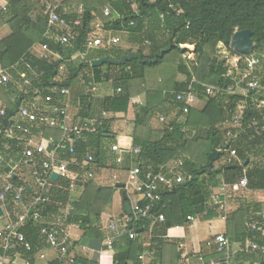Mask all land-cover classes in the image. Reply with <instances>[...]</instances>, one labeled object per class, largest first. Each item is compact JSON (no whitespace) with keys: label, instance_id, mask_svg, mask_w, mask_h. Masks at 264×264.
I'll return each mask as SVG.
<instances>
[{"label":"trees","instance_id":"trees-1","mask_svg":"<svg viewBox=\"0 0 264 264\" xmlns=\"http://www.w3.org/2000/svg\"><path fill=\"white\" fill-rule=\"evenodd\" d=\"M7 2L6 10L0 7V30L8 25L11 32L0 40V67L10 74L11 81L0 86V102L7 107L8 113L16 109L18 102L34 98L38 90L46 94L54 88H72L81 79V75L87 83L94 81L99 85L104 81L110 82L114 89L112 95L101 100L92 97L89 90L86 94L78 95L76 99L81 101L79 115L82 118H94L101 112L111 117L126 114L132 98L145 93L147 104L138 108L133 134V147L139 148L141 152L131 158L128 156L129 165L123 169H129L133 162L144 172L153 170L169 179L183 177V183L161 191L162 201L157 203L154 211L155 216L164 215L167 229L184 228L188 225L190 216L198 218L201 223L219 218L218 209L210 204L213 191L221 186L219 177L224 183L234 185L243 177V170L247 169L248 191H264L263 96L260 90L249 91L245 96L226 93L227 88L234 85V80L240 79L245 70L243 60L238 61V58L244 56L231 46L237 31L251 30L253 33L254 50L251 55L258 58L262 65V69L259 66L254 74L256 80L264 86V0H78L80 5L77 7L84 5L82 15L75 9L65 15L60 11L69 22L81 20L79 27H71V34L76 39L69 45H62L57 41L59 36L67 32L58 26L49 29L45 10L38 8L35 0ZM100 3L103 9H98ZM67 4L72 5L69 2ZM108 7L112 11L111 16L105 15L104 11ZM134 9L138 10V14L134 13ZM97 18L106 31L126 34L129 41L138 47L136 52L144 54L147 60H154L156 54L166 49L170 51L151 65L134 60L124 66H92L94 60L111 57L110 53L116 48L100 56L92 53L85 62L79 59L73 61L72 58L77 54L87 51L89 40L94 38V23ZM132 21L136 23L135 26L130 25ZM147 41L150 42V55H145L144 51V43ZM38 43L47 45L59 59L51 58L46 61L30 55L31 49ZM131 52L134 50L113 58L120 60ZM173 54L178 57L172 59L170 70L158 72L165 65L167 57ZM24 60L31 63L35 73L40 76L32 86L22 88L24 80L21 74L26 72L32 75L22 66ZM148 69L159 73L154 76L155 81L147 77ZM179 75L187 79L185 86L178 82ZM246 84L247 82L244 87ZM191 86L201 93V100H207V103L203 110L192 108L183 124L179 120L183 111H178L180 106L174 103L172 92L185 91ZM207 86L222 91L207 98L204 96ZM119 89L121 92H118ZM173 111L178 112L175 120L163 129L152 128L155 117H169ZM240 112H243L242 128L233 130L235 137L230 139L227 137L226 121L232 120ZM112 121L113 118L103 119L102 127L87 136V142H80L73 156L66 155V158L77 161V166H71L70 169L79 170L88 156L93 158L94 163L89 169L95 173L121 167L115 161L116 155L109 151L113 145L121 146L111 130ZM185 127L197 130L193 138L185 135ZM106 129L109 130L108 133ZM44 131L46 137L60 139L62 135V129L44 128ZM3 143H10L14 147L13 151L5 150ZM16 146L15 140H0V154L7 159L0 166L1 173L10 171L8 161L11 157L19 161ZM214 150L221 153L218 161L222 158L228 160L235 152L232 164L216 167L214 163L213 169L209 171L210 155ZM172 163L179 165L171 170ZM95 180L96 178L90 180L85 187H78L72 193L62 188L68 185L69 179L60 178L55 181L62 189H55L52 202L43 208L42 218L28 222L22 229L32 249L25 252L20 246L17 251L25 253V259L30 264H37L38 255L50 247L48 240L41 235V229L45 227L53 228L57 237H61L64 228L76 226L83 232V237L77 244L98 252L105 250L103 243L106 237L101 227V217L106 212H112L114 196L119 189L114 185L100 186ZM123 192L126 194L125 189ZM125 202H130L127 194ZM144 205L145 202L140 203L141 207ZM69 206L72 210L66 214ZM262 212L264 202L242 204L236 212L223 220L226 223L225 236L232 243H240L243 248L248 240L261 243V234L253 231L250 226L260 221L257 214ZM123 216L130 219L127 232L115 241L113 252L105 251L104 254L110 256L112 264H143L141 255L147 250L155 251L156 256H153L150 264H159L162 253L160 245H164V242L154 239L145 248L141 239L129 238L131 231H136L138 237L148 232L152 220L135 222L133 216H129L125 210ZM1 254L3 253L0 252ZM241 256L251 264L264 261L261 253L242 252ZM211 259L224 262V255L215 252L205 257L206 262ZM48 264L100 263L77 255L71 261L56 258Z\"/></svg>","mask_w":264,"mask_h":264},{"label":"built area","instance_id":"built-area-1","mask_svg":"<svg viewBox=\"0 0 264 264\" xmlns=\"http://www.w3.org/2000/svg\"><path fill=\"white\" fill-rule=\"evenodd\" d=\"M77 10L79 15L83 14V6L76 8H70L62 4L47 3L45 5V15L48 17L49 29L53 27L63 28L67 34L59 36L57 41L62 45L71 44L76 38L74 34H71V27H79L81 20L78 19L75 22H69L63 15L69 14L71 10ZM6 10V8H4ZM105 15L111 16L112 11L108 7L105 9ZM134 13L138 14V10L134 9ZM131 26H135L136 23L132 21ZM120 38H115L109 42V44L120 43ZM104 45L102 38H91L87 44V51L85 53L77 54L72 60H81L85 62L88 57V51L97 49ZM45 54H41L40 58L43 60H50L51 58L59 59L57 54L50 51L47 45H43ZM245 64V70L242 73L240 79H235L234 85L227 88V94L245 93L247 95L249 91L260 90L264 99V86L256 80L255 72L261 62L258 58L250 55L244 56V58H238V61H242ZM22 66L32 73H22L21 77L24 83L23 87H30L35 81L38 75L35 73L31 63L27 60L22 61ZM63 67H61V70ZM241 73V72H240ZM43 74V73H42ZM231 75V73L229 74ZM11 81V76L5 71L0 72V86L8 84ZM244 87V83H246ZM79 86L89 90L92 97H95L99 91L98 84L94 81L86 82V80H79ZM77 83V84H78ZM222 90L213 86H207L204 92V96L207 98L214 97ZM121 92V89L118 90ZM37 95L28 100H22L19 105L20 109L18 114L11 118L12 125L5 127L4 120L8 117V109L0 102V140L9 139L17 141L16 149L17 161L11 157L8 161L10 171L7 173L0 172V209L3 210V216L8 219L6 226L0 230V264H30L25 259V253L18 252V248L21 246L25 252L31 251V244L27 241L26 236L22 233V229L30 221H38L42 218L43 208L50 204L53 200V193L55 189L61 188V186L55 183L53 179L54 175L60 178L69 179L68 185L62 187L65 191L72 193L78 187H85V185L96 178V173L89 169L90 165H93V158L88 156L82 165L79 166V170L70 169L71 166H77L76 159L66 158V155L73 156L76 153L77 145L80 142H87V136L94 134L102 127L103 119H107L106 113H102V117L94 118H82L79 113L82 109L80 99L73 101L72 88H54L48 90L46 94L43 91L38 90ZM86 94V93H85ZM174 96V103L179 104V109L184 114H188L192 108L196 107L201 100V93L193 87H189L185 91L172 93ZM264 107V100L261 103ZM17 116L19 119L17 120ZM243 112H240L232 120L226 121L227 137L234 138L235 134L233 130L242 128ZM162 121H165L162 118ZM16 123V125H15ZM24 124L25 126H21ZM45 129H62V135L60 139L54 137H46ZM2 147L7 151H13V146L10 143H3ZM109 151L116 155V163L122 165L124 162V156L128 155L130 158L133 155L139 154L141 151L139 148L131 147L129 149L122 148L118 145H113L109 148ZM232 156L225 161V164H232ZM7 162V159L0 154V166ZM27 168H31L29 175L34 181V187H32L25 179ZM127 174L126 180L120 183L125 185L126 194L131 197H139L132 204V216L135 222H141L143 220H152L153 228L157 223H164V215L155 216L157 203L162 201L161 191L165 189H172L177 184L184 182L182 176H177L174 179H169L163 174H157L153 170L144 172L141 167L135 166L133 162L130 164V168L125 171ZM247 169L243 170V177L234 185H228L223 183L218 192H213L210 199V204L216 207L220 213L219 218L226 220L230 214L229 204L234 201L236 194L241 191H248L249 179L247 176ZM18 179V181H15ZM114 181L118 182V176H114ZM61 188V189H62ZM141 202H145L144 206H140ZM72 207L69 206L66 209V214H69ZM260 218L259 222L254 223L250 228L261 234L262 242L248 240L245 247L241 248V252L248 254L261 253L264 255V212L257 214ZM188 222L195 223V217H188ZM128 224L123 223L121 220H113L108 227V230L114 234L109 236L103 246L104 251H100L103 254L105 251L113 252L115 241L122 237L127 232ZM41 235L48 240V243L52 248L58 251L57 258L61 260L71 261L76 256L71 255L67 243L62 241L53 228H42ZM131 240L138 238L136 231L129 233ZM232 242L224 234H219L210 241L209 246L215 248L216 252L224 255V263L229 264L232 260ZM13 252V255L11 253ZM141 260L144 258L141 256ZM117 264V263H116ZM199 264H219L218 262L211 260L206 262L203 258L200 259ZM262 264V263H261Z\"/></svg>","mask_w":264,"mask_h":264},{"label":"crops","instance_id":"crops-1","mask_svg":"<svg viewBox=\"0 0 264 264\" xmlns=\"http://www.w3.org/2000/svg\"><path fill=\"white\" fill-rule=\"evenodd\" d=\"M8 0H0V7L1 8H6L8 7ZM66 6V5H65ZM72 8V6H68ZM40 9H44L45 10V6H41ZM37 15V14H36ZM95 28L96 31L94 32V37L97 38H102L100 34H106L107 37H113L115 38H120L118 36L117 33L115 32H109L106 31L105 29H103L102 26V22L100 20H98V18L95 20ZM7 28V25L4 27ZM8 35V34H7ZM7 35H5L3 38H5ZM3 38H0L3 39ZM104 38V37H103ZM134 52H136L134 50ZM41 54H45V51L43 49V45L42 44H36L30 51V55L35 56L37 58H40ZM3 71L2 68L0 67V72ZM147 77L151 79V81H155V77L148 73ZM178 82L182 85L185 86V83L187 82V79L183 76V75H179L178 76ZM152 83V82H151ZM77 84V83H76ZM74 85V87L76 89H78V91H74L73 92V96H72V100L75 101L76 97L78 95L84 94L87 91L84 90V88H82L81 86H79V83L77 85ZM110 82H102L98 85V93L95 96V98H103L104 96H109L113 94V87H111V93L109 91H106L104 86L109 85ZM179 84V87L181 86ZM105 92L104 94H102V92ZM174 93V92H172ZM107 94V95H106ZM242 95L245 96V93H240ZM102 95V96H101ZM202 103H200L199 105H197L198 107L201 106V104L203 105V109L206 106V104L204 103V101H200ZM147 104V95L145 93L139 94L135 97L132 98L131 100V106L129 108L128 113L126 114H117L116 116H112L111 118H113L112 124H111V130L113 132L114 135L117 136V141L119 142V144L123 147H126L127 149L133 147V134L136 128V114L138 111V108H142L145 107ZM111 116V115H110ZM116 125V131L114 129V126ZM154 125H157L156 122H152V128L153 129H157L154 128ZM129 157L128 155L124 156V162L122 163L123 166L121 165V167L119 169H115V170H111L109 172L113 173L112 176H108L110 179V183H113L114 186H116L117 184H120V174L125 173V168L126 166L129 165ZM220 166V165H219ZM124 168V169H123ZM31 171V168H27L26 170V181L32 186L34 187V181L31 179V175H29ZM105 170H100L99 172L96 173V175L99 177V179L101 180H105V175L104 172ZM123 175V174H122ZM114 176H118L119 181L116 182L113 180ZM107 177V180H108ZM219 179L222 181L221 182V186L224 183L223 179L221 177H219ZM241 179V178H240ZM240 179L238 181H240ZM122 184V183H121ZM113 185H109V186H113ZM220 186V187H221ZM124 190V189H123ZM123 190L119 189L118 192H116L115 196H114V200H113V209L112 212L109 213H104L101 217V227L102 230L105 234L106 239L109 236H113L114 234H112L111 231L108 230L109 225L111 224V222L113 220H121L123 223L125 224H129L130 219H128L126 216H123V211L125 210V205L127 202L126 201V194L125 192H123ZM220 190L217 189L218 192ZM251 192V191H249ZM244 193H246L245 191H241L239 193L236 194L237 199L241 198L242 195H244ZM261 194L260 197H262L264 195V191H260V192H251L249 193L250 195H255L258 196V194ZM251 197V196H250ZM264 197V196H263ZM259 198V197H258ZM130 199V204L131 202L135 203L137 200H140L141 198L139 197H135V196H131L129 197ZM257 202H263L260 200H255ZM132 206V204H131ZM232 203L229 204V210L231 211L232 209ZM231 213V212H230ZM4 214V213H3ZM3 214L0 216L4 217ZM5 218V217H4ZM198 219V218H197ZM195 218V223H188V225H186L184 228H176V229H167L165 227L164 223H157L153 228H150V230L146 233H144L143 235H140L138 238L141 239L144 243V247L148 248L151 245V240H156V239H160V241L164 242V245H160L161 246V250L162 253L161 254V258L159 259V264H199L200 259H204L206 256H210L212 254H215L216 250L214 247L209 246V243L211 240H213L214 236L219 235V234H226V223L225 221H223L220 218H217L214 221H209V222H205L208 224V229L206 231H204L203 235L201 233V231H199L198 229V225H199V221ZM4 225L2 227H0V230L3 229L6 224L8 223V219H4ZM0 221L1 218H0ZM201 223V222H200ZM1 224V223H0ZM73 227L76 226H70V227H66L63 230L62 236L59 237L62 241H65L67 243V247L68 250L70 252L71 255H75L77 256L78 251L76 250L78 248V246H81L79 244H77L83 237V232L78 228L77 230H74ZM205 232L207 233L205 235ZM126 233V232H124ZM75 237L72 239V237ZM72 241H71V240ZM232 260L229 264H251V262L249 261H244V259H242V246L240 243H232ZM83 247V246H81ZM80 252L82 253L81 255L83 257H86L88 259L94 260L99 262L100 264H112L111 258L109 255L106 254H101L98 251H94L88 247H83ZM155 251H145V253L143 255H141L144 259L142 260L143 264H150L152 263V258L153 256H156ZM158 253V254H159ZM217 253V252H216ZM58 255V251L55 248H52L51 246L48 249H45L44 251H42L38 257H37V264H48L51 260H54L57 258ZM214 260L216 262H218L219 264H226L224 262H220L216 259H211ZM210 260V261H211ZM206 261V260H205ZM264 262V261H262ZM261 262V263H262ZM260 263V264H261Z\"/></svg>","mask_w":264,"mask_h":264},{"label":"rangeland","instance_id":"rangeland-1","mask_svg":"<svg viewBox=\"0 0 264 264\" xmlns=\"http://www.w3.org/2000/svg\"><path fill=\"white\" fill-rule=\"evenodd\" d=\"M150 2H155V1H157V0H149ZM35 2H36V5H37V7L38 8H41V6H45L47 3H52V4H62V5H68L67 4V2H69V4H72V5H68V6H73L74 8H76L77 7V5H80L79 3H78V0H35ZM84 6V5H83ZM98 9H103V5L100 3L99 4V6H98ZM98 20H100V19H98ZM11 32V29H10V27L7 25V28H2L1 30H0V38H3L5 35H7V34H9ZM101 35V37H102V39L104 40V45H102L101 47H99V48H97V49H92V50H89L88 51V56L89 55H91L92 53H95L96 54V56H100V55H103L106 51H110V50H112V49H115L116 48V50L115 51H113L112 53H110V55H111V57H119L121 54H124V53H126L128 50H131V49H133V50H135V51H137V49H138V47L136 46V45H133L130 41H129V39H128V37H127V35L126 34H118V36L120 37V39H121V42L120 43H118V44H109V42L110 41H112L114 38L113 37H107L106 36V34H100ZM94 37V36H93ZM104 37V38H103ZM94 38H97V37H94ZM144 51H145V55H150V52H151V48H150V42H145L144 43ZM177 56V55H176ZM174 54L173 55H170L169 57H167V60L165 61V65L164 66H162L159 70L160 71H158V72H160V73H162V72H164V71H166V70H170V66H171V64H172V59H174L175 57H176ZM178 57V56H177ZM244 57H242V59H243ZM261 69H262V65H261V67H260ZM148 72L150 73V74H152L153 76H155L156 77V74H159V73H157L156 72V70H153V69H148ZM167 72V71H166ZM84 76L83 75H81V80H85L84 78H83ZM80 79V78H79ZM157 80V79H156ZM194 80H196V79H194ZM77 85V84H76ZM111 87H112V83H110L109 85H106V86H104V88H105V90L106 91H108V93H109V91H110V93H111ZM74 86L72 87V90L74 91ZM84 90L85 91H87V89H85L84 88ZM75 91H78V89H76L75 88ZM105 92L103 91L102 92V94H104ZM243 93V92H242ZM107 95V94H106ZM102 96V95H101ZM105 97V96H104ZM103 97V98H104ZM98 98V97H97ZM103 98H99L100 100L101 99H103ZM207 101V100H206ZM206 101H204V103L206 104L207 102ZM200 103H202V102H199V104ZM198 104V105H199ZM203 105L201 104V106H196V107H194L195 109H197V110H203V107H202ZM179 112H181V110L179 109L178 110ZM177 111H173L172 112V114L169 116V117H165V116H157V117H155L154 118V120H153V122H156L157 123V125H154V128H157V129H163L165 126H167V124L169 123V122H171V121H173V120H175L177 117H176V115H177ZM108 116L106 117L107 119H111V116L109 115V114H107ZM187 114H181V115H179V120H180V122H183V124L187 121V116H186ZM98 117H102V112L101 113H99V115H98ZM162 118H164V120L165 121H162ZM17 120L19 119V116H17V118H16ZM112 124V123H111ZM136 125V124H135ZM114 129H115V131H116V125L114 126ZM183 131L185 132V135H187V137H190V138H193L194 136H195V133L197 132V130H195V129H192V128H190V127H185L184 129H183ZM216 163V167H218L219 165H225V159L224 158H222V160L221 161H217V162H215ZM178 165L179 164H176V163H172L171 164V166H170V168H171V170H174V169H176L177 167H178ZM109 171H111V170H106L105 172H104V175H105V180H101V179H99V177L98 176H96V183L98 184V185H100V186H103V187H107V186H109V185H113V183H110V181H109V177L110 176H112V174L113 173H111V172H109ZM123 174V175H122ZM122 174H120V176H119V178H120V181H125L126 180V177H127V174L126 173H122ZM109 176V177H108ZM107 177H108V180H107ZM215 191H217V190H214L213 192H215ZM246 193H244V195H242V197L241 198H238L237 199V197H235V199H234V201H231V203H232V209H231V213L230 214H232V213H234V212H236L237 210H238V208H240V206L242 205V204H252L253 202H255V200H260V201H263L264 202V195L262 196V197H260V193L258 194V196H255V195H250L249 196V193H251V192H249V191H245ZM259 197V198H258ZM0 218H1V220L2 221H0V227H2L3 225H4V222H5V218L4 217H2V216H0ZM7 219V218H6ZM198 230L199 231H201V233H202V235H203V233H204V231H206L207 229H208V224L207 223H200V221H199V225H198ZM73 229L74 230H77V228L76 227H73ZM207 233L205 232V235H206ZM73 238H75L74 236L72 237V239ZM71 240V239H70ZM72 241V240H71ZM83 247H81V246H78V248L76 249L77 251H78V254L77 255H81L82 253L80 252V250L82 249ZM82 256V255H81Z\"/></svg>","mask_w":264,"mask_h":264},{"label":"water","instance_id":"water-1","mask_svg":"<svg viewBox=\"0 0 264 264\" xmlns=\"http://www.w3.org/2000/svg\"><path fill=\"white\" fill-rule=\"evenodd\" d=\"M252 31L251 30H244V31H237L232 39L231 46L234 51L238 52L239 54L243 56H250L254 50V45H253V39H252ZM170 49H166L165 51H162L161 53H158L155 55L154 60H147L144 58V54L142 53H137V52H131L127 55H124L121 57L120 60H116L113 57H104L101 59L94 60L92 62V66L95 68L102 67L106 64H111L113 66H124L125 64L132 62L134 60H138L142 62L143 64H156L159 60V58H162L165 53L169 52ZM21 101V100H20ZM17 107L15 110H11L8 114V117L4 120V125L5 127H10L12 125V120L11 118L15 117L20 109L19 102L16 104ZM108 129H106V133H108ZM111 136V135H107ZM220 152L218 150H214L213 153L210 155V164L208 166V170L211 171L214 167V163L217 162L220 158ZM219 172V170H217ZM54 180H58V176L54 175L53 176ZM116 187L118 189L123 190L125 188L124 184H117ZM126 198V196H125ZM125 212L129 215L132 216V206L129 202L126 203L125 205ZM0 214H3V210L0 209ZM264 264V262H262Z\"/></svg>","mask_w":264,"mask_h":264}]
</instances>
